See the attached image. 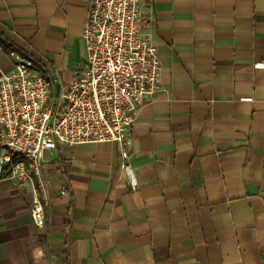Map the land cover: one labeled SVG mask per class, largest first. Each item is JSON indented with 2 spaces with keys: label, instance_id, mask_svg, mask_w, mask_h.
<instances>
[{
  "label": "crops",
  "instance_id": "crops-1",
  "mask_svg": "<svg viewBox=\"0 0 264 264\" xmlns=\"http://www.w3.org/2000/svg\"><path fill=\"white\" fill-rule=\"evenodd\" d=\"M88 4L0 0V76L13 44L67 85ZM151 34L160 90L132 131L136 188L116 144L46 151L43 228L0 181V264H264V0H153Z\"/></svg>",
  "mask_w": 264,
  "mask_h": 264
},
{
  "label": "built area",
  "instance_id": "built-area-1",
  "mask_svg": "<svg viewBox=\"0 0 264 264\" xmlns=\"http://www.w3.org/2000/svg\"><path fill=\"white\" fill-rule=\"evenodd\" d=\"M152 23L153 0H89L82 65L57 92L50 69L9 44L13 67L0 76V181L30 193L36 228L44 227L51 201L42 172L46 151L81 143L116 144L119 170L136 188L132 131L138 111L160 90ZM65 193L66 188L59 191Z\"/></svg>",
  "mask_w": 264,
  "mask_h": 264
}]
</instances>
